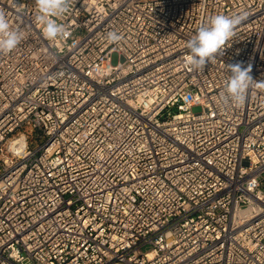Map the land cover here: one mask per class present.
<instances>
[{
  "label": "built area",
  "instance_id": "2783aa9c",
  "mask_svg": "<svg viewBox=\"0 0 264 264\" xmlns=\"http://www.w3.org/2000/svg\"><path fill=\"white\" fill-rule=\"evenodd\" d=\"M0 11L23 34L0 54V264H264V89L217 103L228 65L264 82V0H70L56 40L36 0ZM221 14L245 18L186 67Z\"/></svg>",
  "mask_w": 264,
  "mask_h": 264
},
{
  "label": "clouds",
  "instance_id": "9594fccd",
  "mask_svg": "<svg viewBox=\"0 0 264 264\" xmlns=\"http://www.w3.org/2000/svg\"><path fill=\"white\" fill-rule=\"evenodd\" d=\"M70 0H36L38 15L36 21L43 26L44 35L49 40L64 38L69 35L65 26L56 22L52 17H60L69 9ZM245 18L244 14L232 16L215 15L209 22L198 28L196 34L187 41L189 54L185 59V66L196 70H203L216 55L220 54L224 45L235 34V29ZM23 34L10 27L3 11H0V54L13 51ZM110 43L118 42L121 36L114 31L107 33ZM229 78L225 81L217 103L223 107H240L245 103L248 90L255 86L264 89V82H255L251 76V66L244 67L242 63L228 65Z\"/></svg>",
  "mask_w": 264,
  "mask_h": 264
},
{
  "label": "rangeland",
  "instance_id": "374dc122",
  "mask_svg": "<svg viewBox=\"0 0 264 264\" xmlns=\"http://www.w3.org/2000/svg\"><path fill=\"white\" fill-rule=\"evenodd\" d=\"M119 62V56L117 53H113L111 56V64L112 65H116ZM199 111H201V107L200 106H194L192 108V112L193 113H198ZM174 112H176V110L174 109Z\"/></svg>",
  "mask_w": 264,
  "mask_h": 264
},
{
  "label": "bare ground",
  "instance_id": "6f19581e",
  "mask_svg": "<svg viewBox=\"0 0 264 264\" xmlns=\"http://www.w3.org/2000/svg\"><path fill=\"white\" fill-rule=\"evenodd\" d=\"M101 14H103V15H107V13H106V12H104V13H101Z\"/></svg>",
  "mask_w": 264,
  "mask_h": 264
}]
</instances>
